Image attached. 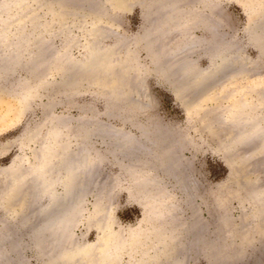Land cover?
I'll list each match as a JSON object with an SVG mask.
<instances>
[{"label": "rangeland", "instance_id": "rangeland-1", "mask_svg": "<svg viewBox=\"0 0 264 264\" xmlns=\"http://www.w3.org/2000/svg\"><path fill=\"white\" fill-rule=\"evenodd\" d=\"M3 1L7 3L3 9L0 6V28H6L5 33L7 34L4 42L7 43L9 40L12 43L17 29L22 31V38L25 42L22 41L23 46L19 49L21 57L16 62L8 59L14 49L10 46L0 48V168L13 162L15 168L24 169L25 165L33 158V151L39 148L40 143L46 137L51 124L58 118L67 121V127L62 130L63 133H68L70 136L62 140V143L67 144L68 150H73L72 154H75L74 150L78 152L77 149L83 147L80 144H84L88 153L96 159V163L93 165L94 170L92 168L90 170L92 176L89 174L88 186L90 188L87 186L89 191L86 193L87 195L85 194L82 202L83 212L79 217L80 220L78 219L74 223L75 226L71 228L72 237L77 242L85 243H92L98 238V229L92 223L93 221L89 222V219L93 215L97 192L101 191L102 195L108 194L109 199L104 202L100 210V221L106 223L112 231L115 230L123 236L125 247L119 252V264L138 263L142 260L144 252L152 255L155 248L152 246L151 234H148V239L143 237L148 228L147 221L143 220L146 211L144 208L146 206L145 194L141 191L142 186L138 187L141 190L135 189L133 178L126 168L128 166L138 167L137 159L153 162L151 158L147 159L143 154H140L141 151L135 152L137 156H126L124 149L121 150L116 146L118 144L116 141L121 139L117 132H126L139 137V129L135 125H145L149 128L159 125L170 133V135L165 134L167 142L170 145V150L174 147L177 153L175 158H172L175 163L172 162L171 168H168L169 174H164L162 170H152L151 172L161 180L160 185L165 186L176 202L178 208L176 217L179 216L177 218L179 231H177H181L179 241L183 249H181L183 264H264V214H258V209L254 206L255 203H252L253 200L250 201L251 198L247 196L246 188L239 176L240 169H236L239 167L234 164V169L230 170L225 165L222 158L224 156L225 159H228L226 158L228 154L225 152L226 149L222 150L224 144L204 127L202 123L204 119L201 118L203 114L193 109L187 110L175 97L172 85L164 80L166 71L164 69L171 63L163 60V71L158 70L146 48L137 42L146 27L142 14L148 11L149 4L154 0L131 1V4L127 5L128 8L119 5L118 9H113L109 3H105V0H83L80 7L74 0H70L67 6L69 7L67 15L65 13L68 10L67 7H63L66 10L58 5L51 7L47 0L38 2L37 0H20L21 3L18 1V4L15 0H0V3ZM30 1L31 3H29ZM45 2L47 3L45 4ZM263 2L264 0H184L182 6L187 9L188 13L176 27L179 30L182 29L186 21L192 22L197 16L196 20L199 22L196 21V23L198 25L187 23L186 32L190 30V36L193 38L208 39L210 33L205 24L212 25L215 20L216 36L212 40L228 41L233 44L238 55H243L245 61L242 66L248 79L245 77L242 82L248 87L252 85L254 90H258V95L263 94V96L261 95L262 103H264V49L259 50L256 47L252 31L251 19L253 16L251 15L261 7ZM45 6L48 7V10ZM100 8L105 14L101 22L97 23L96 16L92 11L97 13ZM60 10L65 11L63 13ZM96 24L100 29L101 26H106L107 30H110L107 33L108 37L101 39L102 46L115 44L117 35H122L125 38L119 55L123 56L127 51L132 54L129 56L132 69L127 72V75L130 81L138 77L143 80V88L140 87L141 90L139 88L137 89L139 92H135H138V95H143L141 98L136 94L138 100L147 101L145 107L131 109L124 102L108 94L95 81L92 82L88 79L81 81L79 73H75L74 70L77 71V69L71 63L82 58L88 32ZM177 29H174L175 32L171 31L169 36L166 35L168 41L170 39L172 42L180 41L181 34ZM41 32L44 35H41ZM262 33L259 40L264 42V31ZM36 36H40L45 42L47 40L46 43L49 45L51 43V45L45 47V49L48 48L47 52L43 51L45 56L50 57L45 61L48 63L44 62L40 65L41 68L39 66L35 70L33 64L28 62L27 55L31 52V43ZM10 39L13 40L10 41ZM25 43L30 49L26 47L27 45L24 46ZM160 44V49L164 51L174 43H169L164 39ZM51 47L52 49H50ZM5 48L7 49L5 50ZM63 49H67L69 60H63V62L58 59L61 62L59 63L54 59V54ZM190 54L195 58L200 68L208 67L209 60L202 53L200 46ZM58 63L60 67L63 64L62 67L66 68V72L70 73V76L68 73V75H63L62 71H56L53 68ZM69 77L71 78L70 83L67 81ZM102 77L97 76L96 78L102 79ZM129 80H127L128 83ZM256 83L257 85H255ZM260 84L263 85L259 87ZM244 89L248 92L249 99H256L254 94L256 91L253 89L249 91V88L245 87ZM206 102L202 106L203 110L206 111L210 108L209 111L213 116L212 103ZM228 102H224L222 105H227ZM95 128L97 129L95 130ZM86 131L89 132V135L86 142L82 143L80 138L84 137ZM94 131L96 133H93ZM34 135L37 136L33 138ZM145 144L141 140L140 146L145 147ZM246 145L248 146L242 147L243 151L246 148L248 150L252 148L251 145ZM242 149H238V152ZM262 163H264L263 158L251 160L247 169L249 173L251 172V177L254 171L256 173L254 172L253 176L259 172L261 167H264ZM153 164L155 165V163ZM260 165L262 166L259 167ZM263 169L260 170V179H262L259 180V185H264L261 183L264 182ZM182 171L189 174L190 180H192L194 195L192 199L190 198L191 201L187 199L189 206L184 198L185 192L180 189L174 179L175 173ZM82 179L84 178L82 177ZM26 189L27 194L29 193L28 198L30 196L27 208V212L30 213L32 207L43 206L45 199L39 197V199L33 200L31 197L32 188L26 186ZM56 190L60 191L59 185L56 186ZM6 206L3 200H0V219L4 221V229L9 230L10 228V231L12 229L13 233L19 235L22 245L19 261L22 256V262L18 261V264H49L44 255L33 252L30 245L31 228L29 223L22 224L23 222H20L22 224L20 225L18 220L8 214L9 207L6 209ZM193 212H196L195 220L191 219ZM154 224L155 226L159 225L157 221ZM249 236L250 240H248ZM156 247L159 248V245ZM209 250H213L212 255ZM160 263L174 264L170 259H164ZM144 264L155 263L146 259Z\"/></svg>", "mask_w": 264, "mask_h": 264}, {"label": "bare ground", "instance_id": "bare-ground-1", "mask_svg": "<svg viewBox=\"0 0 264 264\" xmlns=\"http://www.w3.org/2000/svg\"><path fill=\"white\" fill-rule=\"evenodd\" d=\"M15 1L17 4L18 1L21 3L20 0ZM38 1L39 0H37V2ZM47 1L50 3L51 7L53 5H58L66 10V8L63 7H67L70 0ZM74 1L79 7L83 4V0ZM131 1L136 2V0H105V3H109L113 9H118L119 5L123 6V8H128L129 6L127 5H130ZM138 1L139 0H137V2ZM183 1L184 0L152 1L147 8L148 11L142 14L146 22V27L143 33L138 37L137 42L146 48L158 70L163 71V60L171 63L164 69L166 70L164 80L172 85L175 97L181 102L183 107L187 110L193 109L203 114L201 118L202 120L204 119L202 122L204 127H206L208 132L215 136L218 141H222L224 144L223 149H221H226L225 152L228 154H226V158L228 159H225L224 156L222 158L225 165L230 170L234 169V164L239 167L236 169H240L241 173H239V176L242 179L241 182L244 183L243 186L246 188L247 196L251 198L250 201L253 200L252 203H255L254 206L258 209H256L258 214H264V185L258 184L259 180L262 179H260V173L262 171L261 169L264 168L261 167L264 163L259 166L261 169H259V172L257 171L258 173L254 174V176L253 173L255 171L253 172L252 170V177L250 175L251 172L249 173L247 170L251 160H258L260 158L264 160V103L261 102V95L263 96V94L258 95V90H254L252 85H250L252 87H248V85L242 82V80H245V77L247 78V76H245V69L242 66L245 60L243 55L237 54L238 51L234 49L233 44L218 39L212 40L213 37L216 36L215 20L212 25L208 26L205 24L210 33L208 39L191 37L189 33L190 30L186 32V24L190 21H186V24H183L185 28L182 27L180 30L176 28L179 21L188 13L186 12L187 9H184L182 6ZM41 2L44 3L43 1ZM29 3H31V1ZM46 3L47 2H45V4ZM93 5L95 6V4ZM0 6L3 9V7L7 6V3L3 1L0 3ZM89 8L88 10H90ZM67 9L66 11L64 10L65 13L69 11V7H67ZM46 10H48V7ZM92 12H94L96 16L97 23L101 22L105 14L103 9L100 8L97 13H95V11ZM196 15H198V13H196ZM251 16H253L251 20L254 41L256 40V47L262 50L264 49V42L259 39H261L262 32L264 31V2ZM196 17L190 23L197 24ZM5 29L6 28H0V48L10 46L14 49L11 54L9 49L10 57H8V59L16 62L20 60L19 58L21 57L19 49L23 46V33H21L22 31L20 29H17L14 41L11 43L8 40L6 43L4 42V38L7 35ZM107 29L106 26H101L100 29L97 24L90 28L88 36L86 37L85 51L82 58L79 61L71 63L73 67L75 66L77 69V71H74L75 73H79L78 76L81 81H87V79L92 82L95 81V83L108 92V94L124 102L131 109L143 108L147 105V101H143V99L140 98V100H138V97L140 96L142 98L143 95L137 94L139 92L137 89L140 87L143 88L144 86L143 80L139 77L131 78V81H133L131 82L127 75V72L132 69L129 60V56L132 54L127 51L126 53L124 52L125 55H119L125 38L122 35H117L115 44L112 46H102L101 39L108 37L107 33L110 31ZM174 29H177L181 34L179 42H172L171 39L170 41L166 39V35L170 34ZM42 34L41 32V35ZM164 39L174 44H171L172 46L169 45L163 51L160 49V43ZM11 40L13 39H10V41ZM46 42L43 41L40 36H36L31 43L32 49L27 55V60L33 64L32 66L35 70L48 58L44 54L47 52L46 49H48H45V47L49 45ZM26 45L25 43L24 46ZM50 45L48 47H50ZM199 46L202 53L205 54L209 60L208 67L205 69L200 68L195 58L190 54L194 52L196 48H199ZM26 47H28V45ZM28 48L30 49V47ZM6 49L7 48H5V50ZM50 49H52V47ZM63 50L54 54V59L68 61L67 49ZM179 54L180 56H178ZM59 63L53 68L56 69V71H62V74L66 75L68 73L66 72V68L62 67L63 64H61L60 67ZM70 66L71 65H69V67ZM68 74L70 76V73ZM97 76L103 77L99 79L100 77L96 78ZM70 79L69 77L67 80L68 83H70ZM127 80H129V83ZM255 85H257V83ZM261 85L263 84H260L259 87H261ZM244 87L249 88V91H252V89L256 91V93H254L256 99H249L248 92L245 91ZM135 91L138 92L136 93ZM143 92L145 93L144 90ZM204 101L212 103L211 108L213 109V116L209 111L210 108L206 111L203 110L202 106L205 103ZM224 102H228L227 105H222ZM66 123L67 121L65 122V120L58 118L51 124L46 137L40 143L39 148L33 151V158L25 165L24 169L20 170L15 168L13 162L6 167L0 168V200H3L4 204L7 205L6 209L9 207L7 212L12 215L15 220H18L19 223L23 222L22 224H25V222L29 223L31 228L30 245L33 248V252L42 256L44 255L46 257L45 260H47L49 264H119V252L125 247L123 236L118 234L117 231L109 229L106 223H101V218L99 217L104 202L109 199L108 194L102 195L101 191H96L97 195L94 201V211L92 217L89 219V222L93 221L92 223L98 229L99 235L96 241L92 243L77 242L72 237L71 228L75 226L74 223L77 222L83 212L82 202L85 194L89 191L88 180L91 175L90 170L94 168L93 165L96 163V159L92 157L93 155L91 156L88 153V149H86L84 144H80V146L83 147L77 149L78 152L74 150L75 152L73 153L75 154H72L71 152L73 150H68L67 144L64 145L62 143V140L70 136L68 133H63L62 130L67 127ZM135 126L139 129V137L117 130L119 134V136H117L121 139L116 141L118 142L116 146L120 147L121 150L124 149L126 152V154H124L126 156H137V151H141L140 154H143L147 159L151 158L152 162L155 163L154 165L151 162L149 163V161L137 159L138 167L128 166L126 168L127 172L133 178L132 181L135 189H140L138 188L140 185L142 186V190H140L145 194L144 199L146 206L144 208H146V211L143 220L147 221L148 228L145 230L143 237L148 239L149 235H152V246L155 248V252L152 255H148L144 252L140 262L130 264H144L146 259L155 264L160 263V261L164 259H170L174 264H183V259L181 258L182 247L179 241V233L181 231L178 232L179 228H177L179 224L177 218L179 216L176 217V211L178 209L176 202L165 186L160 185L161 180L154 175L155 173L151 172L152 170H162L164 174H169L168 168H171V163L174 162L172 158L176 155L177 150L173 146L174 149L172 148L170 150V145L167 142V135H165H170V133L166 132L165 129L163 130L159 125L150 128L145 125ZM96 129L97 128H95V130ZM93 133L96 132L94 131ZM117 133L115 132L114 135L116 136ZM88 135L89 132L86 131L84 137L82 136L80 138L82 143L86 142ZM36 136L34 135L33 138ZM141 140L146 143L145 147L140 146ZM246 144H249V146L251 145L250 147L252 148L249 147L251 150L246 148L247 151L246 149L243 151L242 147L248 146ZM238 149H242V151L240 150V152H238ZM221 152L223 153V151ZM233 161L234 163H232ZM82 177L84 179H82ZM174 179L176 183L179 184L180 189L185 192L184 198L189 206L187 199L191 201L190 198L192 199L194 195L192 180H190L189 174L183 171L176 172ZM57 185L60 186V191H57L58 189L56 190ZM26 186L32 188L33 193L31 192V197L33 200L39 199V197H44L45 199V204L43 206H36V208L32 207L30 213L27 212L28 201H30L28 199H30V196L28 198L29 193L27 194ZM191 216V219L195 220L196 212H193ZM155 221L159 223L158 226H155ZM3 223L4 221L0 219V264H18L20 255L22 254V245L20 244L19 235L13 233L12 229L10 231V228L9 230L6 228L4 229ZM21 223L20 225H22ZM108 223L110 224V221ZM180 229L182 230V228ZM250 239L251 237L249 236L248 240ZM156 245H159V248L156 247ZM212 251L213 250H209L211 255ZM19 262H22V256Z\"/></svg>", "mask_w": 264, "mask_h": 264}]
</instances>
